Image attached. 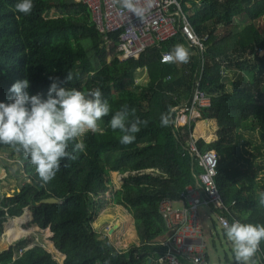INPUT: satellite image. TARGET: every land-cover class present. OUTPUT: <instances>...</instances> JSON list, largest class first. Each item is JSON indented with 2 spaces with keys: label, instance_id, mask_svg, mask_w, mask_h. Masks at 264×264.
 <instances>
[{
  "label": "trees",
  "instance_id": "obj_1",
  "mask_svg": "<svg viewBox=\"0 0 264 264\" xmlns=\"http://www.w3.org/2000/svg\"><path fill=\"white\" fill-rule=\"evenodd\" d=\"M177 1L197 35L209 38L203 56L178 33L147 48L137 59L123 60L118 51L120 33H100L88 8L77 0H33L35 7L27 16L14 10L19 0H0V102H7L11 86L24 79L29 81L30 96L39 93L46 98L53 82L49 77H56L65 89L87 94L99 88L111 105L101 121L104 134L89 132L83 138V152H73L70 143L68 152L76 159H62L60 171L46 184L22 152L0 144L4 161L17 165V175L33 182L13 198L0 195V240L8 224L30 211V225L49 229L54 248L63 256L60 263L38 244L20 256L19 250L29 244L20 240L0 252V264H155L163 251L160 243L169 234L160 204L180 201L201 172L186 149L195 123L177 126L176 110L190 100L201 74V88L212 101L211 107L200 111L201 120L217 123L218 138L197 139L196 145L219 157L216 184L228 208L225 215L264 225V206L258 203L264 193V56L257 53L264 50V28L258 26L264 19V0ZM244 17L250 25L231 34L229 27ZM178 43L189 49L190 61L161 63L162 54ZM106 55L110 62L103 61ZM69 73L71 81L64 82ZM145 73L147 81L138 83L137 77ZM124 105L148 121L128 145L121 144L122 134L109 126L112 115ZM162 114L168 115L167 127H161ZM113 172L121 175L119 189ZM9 177L10 172L0 184ZM46 199L59 203L36 206ZM110 205L122 206L132 215L139 247L121 250L96 231L97 217ZM19 222L23 221L15 224ZM260 248L264 254V242Z\"/></svg>",
  "mask_w": 264,
  "mask_h": 264
},
{
  "label": "clouds",
  "instance_id": "obj_2",
  "mask_svg": "<svg viewBox=\"0 0 264 264\" xmlns=\"http://www.w3.org/2000/svg\"><path fill=\"white\" fill-rule=\"evenodd\" d=\"M112 3L138 18H142L146 11L139 6V0H112ZM34 7L33 0H19L14 10L27 16ZM190 55L189 49L178 43L171 51L162 54L161 63L186 64ZM49 79L53 82L46 98L39 93L30 96L26 91L29 81L24 79L11 86L7 102H0V144L22 152L45 184L60 171L62 159H76L68 152L70 143L74 144L73 152H83L86 148L83 138L89 132L104 134L101 121L111 112V105L102 98L99 88L85 94L75 88L60 87L59 78ZM71 79L69 73L64 82ZM130 115L134 119L129 120ZM147 123L135 116L134 109L129 113L128 106L124 105L112 115L109 126L112 131L122 134L120 143L128 145L135 141L141 125ZM160 123L161 127L169 125L167 114L161 115ZM258 203L264 206V193L260 194ZM223 227L236 264H262L264 254H261L260 245L264 242V225L234 220L231 224L225 221Z\"/></svg>",
  "mask_w": 264,
  "mask_h": 264
},
{
  "label": "built area",
  "instance_id": "obj_3",
  "mask_svg": "<svg viewBox=\"0 0 264 264\" xmlns=\"http://www.w3.org/2000/svg\"><path fill=\"white\" fill-rule=\"evenodd\" d=\"M77 2L88 8L91 19L100 33H120L118 51L122 52L121 58L124 60L137 59L147 48L167 42L178 33L192 48L198 50L200 56L206 52L209 38H200L197 35L177 0H139V6L146 9L142 18L121 10L118 5L112 3V0ZM263 52V49H257V53ZM222 74L225 75V71ZM201 83L202 74L194 83L190 100L176 108L177 126L186 127L197 123L201 118L200 111L211 107V96L201 88ZM196 140L193 130L187 139L186 149L201 168V172L198 174L196 184L181 194L180 201L164 200L160 204L159 210L169 234L160 243L163 251L156 259V263L159 261L161 264H211L206 254L200 208L211 209L216 214L217 223L222 230L225 221L229 224L234 221L225 215L228 208L224 205L216 184L219 157L215 151L201 152ZM110 228L108 226L106 231ZM34 244L37 243L32 242L27 244L26 248H21L18 255L22 256L25 250Z\"/></svg>",
  "mask_w": 264,
  "mask_h": 264
},
{
  "label": "rangeland",
  "instance_id": "obj_4",
  "mask_svg": "<svg viewBox=\"0 0 264 264\" xmlns=\"http://www.w3.org/2000/svg\"><path fill=\"white\" fill-rule=\"evenodd\" d=\"M258 24L260 28H264V19L259 21ZM249 25H250V21L246 17L238 18L234 21L233 25L229 27L228 30L231 34H235L242 32ZM260 55L264 56V52L261 53ZM103 61L110 62V57L106 55L103 58ZM146 81H147L146 73L137 77L138 83L144 84ZM227 88L228 89L231 88L230 84H228ZM200 120L201 118L199 119V121ZM199 123L200 122H198L196 125L198 126ZM209 128L211 130L215 129L216 131L215 134L218 137L217 123L215 121L210 122ZM26 183L27 182L24 180V177H21L19 179L9 177L2 184H0V195H6L9 196L8 198H13L17 190L22 189ZM107 212L111 213L112 216L107 217L106 214L102 215V213H100L99 216L97 217L99 218L98 222L100 223V226H103L104 229H108V226H111L109 225L110 223L108 222L110 219H113V216L115 215L113 208L109 209ZM199 214L201 218L200 221L203 230V238L207 247L206 254L209 257V261L211 262V264H236L234 254L232 252L231 243L227 240L224 231L217 223L216 214L211 209L208 208H200ZM19 220H22L23 222H19L18 224H15ZM31 222H32V213L28 211L23 218L14 220L10 224H8L6 226L5 235L3 239L0 240V251L6 250V248H9L12 244H16L20 240H26L29 242V244L33 242L41 246L42 245L45 246L44 248L50 251L55 257V259H57L60 263H62L63 256L54 248L51 242L50 230L48 229L42 231L38 227L30 225ZM100 226L96 228V231L98 233H100V230L102 232ZM9 227L12 230H14V232H8L10 230ZM19 229H23L27 232H25L24 234V232H20ZM104 234L107 235V233L103 231V234H101L103 238L106 237ZM13 239H15L14 242Z\"/></svg>",
  "mask_w": 264,
  "mask_h": 264
},
{
  "label": "crops",
  "instance_id": "obj_5",
  "mask_svg": "<svg viewBox=\"0 0 264 264\" xmlns=\"http://www.w3.org/2000/svg\"><path fill=\"white\" fill-rule=\"evenodd\" d=\"M198 122H200V123L197 126L196 124ZM210 122H213V121L200 120V121H197V123H195L194 135L196 136L197 139H204L207 142L217 140L218 137L215 134V132H216L215 129L211 130L209 128ZM0 158H2L4 160V158L2 156H0ZM14 166L17 167V165H14ZM21 177H22V175H21ZM117 178H118V181H117ZM112 180H113V183L116 185V189H119L121 184H122L121 175L117 172H113L112 173ZM112 208H113L115 215L113 216V219H110L108 222V223H110L109 225H111L112 227L109 226L111 228L108 231H106L107 229H104L103 226H100V223L98 222L99 218H97L95 223H94L95 229L100 226V229H102V232L100 230V234H103V231L106 232L107 235H105V234L104 235L107 238L109 237L110 242L115 244L117 246V248H119L121 250H128L129 248H131L133 246H139L140 240H139L138 233H137L135 226H134V219H133L132 215L124 207L118 206V205H112L110 207H106L101 212L102 215L106 214L107 217H111L112 214L108 213L107 211L109 209H112ZM9 248H6V250H8ZM3 251H5V250H3ZM0 252H2V251H0ZM155 264H161V263L159 262V263H155Z\"/></svg>",
  "mask_w": 264,
  "mask_h": 264
},
{
  "label": "water",
  "instance_id": "obj_6",
  "mask_svg": "<svg viewBox=\"0 0 264 264\" xmlns=\"http://www.w3.org/2000/svg\"><path fill=\"white\" fill-rule=\"evenodd\" d=\"M16 169H17L16 166H10L2 158H0V180L5 179L7 177L8 172H10L12 174V177L15 179L21 178L20 175H17ZM27 183L33 184V182L29 179L27 180ZM58 203L59 201L56 199H46V200L39 202L36 206L37 207L54 206L55 204H58ZM11 247H13V245H11Z\"/></svg>",
  "mask_w": 264,
  "mask_h": 264
}]
</instances>
